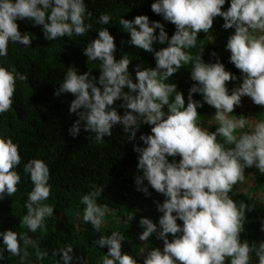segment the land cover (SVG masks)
<instances>
[{
  "label": "clouds",
  "instance_id": "obj_1",
  "mask_svg": "<svg viewBox=\"0 0 264 264\" xmlns=\"http://www.w3.org/2000/svg\"><path fill=\"white\" fill-rule=\"evenodd\" d=\"M151 9L175 25L171 37L164 23L150 20L147 14L133 19L121 16L119 24L130 33L127 43L153 55L155 67L141 61L133 65V77L129 69L132 59L127 54L116 58L115 37L108 27H101L83 48L87 60L100 61L99 78L91 70L78 72L70 66L55 92L74 96L69 112L77 119L68 129L73 137L83 127L94 134L96 142L103 143L113 127L120 125L127 139L134 141L143 124L151 126L150 132L139 136L143 146L133 144L140 170L135 186L146 196H151V187L164 199L154 201L161 213L158 222L140 217L138 237L147 242L155 234L163 245L141 248L134 255L124 250V232H101L109 207L97 202L105 189L93 183L80 202L83 221L101 233L93 243L108 249L96 264H252L254 257L255 264H264V240L250 243L241 238L253 206L230 195L238 182L245 181L246 169L254 167L264 174V118L250 122L230 115L244 96L264 106V0H153ZM91 15L86 0H0V57H7L10 43L32 45V33L22 31L19 21L27 19L33 26H42L44 39L54 41L89 32L92 24L86 19ZM217 17L223 19V29H232L225 49L230 53L229 62L240 70L239 77L226 69L215 50L211 56L217 59L208 62L202 58L204 49L195 55L186 51L197 46L201 32L213 29ZM111 19L109 12H102L98 23L108 25ZM157 43L167 46L157 50ZM188 64L195 83L186 102L178 85L167 81ZM27 79L15 65L0 63V114L12 109L17 81ZM234 80L240 83L230 89L228 82ZM194 93L202 99H195ZM118 100L123 114L117 109ZM204 103L216 109L214 131L199 121L198 108ZM20 164L18 143L11 136L0 135V200L18 191ZM23 172L33 185L20 220L28 231L0 230V262L8 253L19 257L21 264H43L49 253L29 232H47V218L54 215L55 205L47 202L52 192L50 168L34 157L23 164ZM127 219L132 222L136 213H129ZM29 248L35 261L30 259ZM52 257L53 264H87L83 256L75 255L71 243L53 250Z\"/></svg>",
  "mask_w": 264,
  "mask_h": 264
},
{
  "label": "trees",
  "instance_id": "obj_2",
  "mask_svg": "<svg viewBox=\"0 0 264 264\" xmlns=\"http://www.w3.org/2000/svg\"><path fill=\"white\" fill-rule=\"evenodd\" d=\"M153 0H86L87 9L92 13L86 22L92 24V28L82 36L60 37L54 41L44 39L42 26H33L25 19L19 21L22 31L32 33L33 41L30 46L10 43L7 57H0V63L5 66L15 65L18 71L26 73V81H17L14 93L13 107L8 112L0 114V135L11 136L19 145L21 164L17 171L21 174V182L18 191L12 196H6L0 200V230L9 228L17 232L28 231L22 228L20 220L26 213L25 200L33 185L27 174L23 172V164L31 158L43 159L50 168V180L52 192L48 203L54 204V215L47 218L48 231L41 233L29 232V235L38 239L39 246L46 250L49 255L44 258L43 264H53L52 252L55 249L73 244L76 256H83L87 264H96V261L107 252V248H99L93 241L101 234L92 229L90 223L82 219L80 202L83 194L92 190L93 183L102 185L104 193L97 198V202L107 204L109 211L106 213V223L101 232L110 234L112 230L124 232L126 240L123 242L124 250L139 254L141 248L162 247L163 242L155 239V234L143 245L139 240L138 233L142 231L139 226L141 216H148L158 222L161 215L158 212L155 200L163 202V195L149 187L151 196H146L138 191L135 186V176L140 170L137 169L138 153L133 150V144L143 142L139 140L141 133L150 132V125L143 124L137 132L136 140L127 139L128 134L123 132L122 126L116 125L112 129V135L106 136L103 143L95 141L94 134L86 132L81 128L78 136L69 135L68 129L72 125L76 115L69 112L72 99L71 93L55 95L59 83L62 82L67 67L73 66L78 72L89 70L99 78L100 61L87 60L83 48L87 43L98 35L97 30L108 27L110 33L115 37L117 44L116 58L127 54L132 59L129 69L133 72V65L144 62L145 66H156L153 55L143 49L136 48L127 43L130 33L119 24V18L133 19L138 14H147L150 20H160L165 24L169 37L175 31V25L163 20L162 16L151 9ZM226 4L224 8H227ZM102 12L111 14V22L108 25L98 23V17ZM223 19L215 18L213 29L207 33L201 32L198 36L197 46L186 49L192 54L201 53L202 58L215 61L217 57L211 56L215 50L218 57L225 64L226 69L240 76V70L229 62L230 53L225 49L227 36L232 29H223ZM159 32V29L156 30ZM167 46L155 44L158 50ZM191 64L183 65L177 73L169 78L167 82L178 85L177 90L183 91L187 102L188 90L195 83L190 77ZM239 80L229 81V88H233ZM127 91V88H125ZM195 99H202L199 93L193 94ZM121 101H116L118 111ZM258 105L256 109H261ZM234 108L232 114L238 117ZM216 109L207 103L198 108L199 121L203 127H210L214 131L215 122H211ZM262 112L258 114L259 119ZM83 123V122H82ZM218 139H220L218 137ZM248 169H246V173ZM145 184L147 181L144 182ZM241 182L234 186L230 193L236 201L245 200L253 206L248 212V220L245 231L241 233L242 239L249 242L264 240V231L261 223L264 222V204H260L257 195L243 192L240 188ZM136 213V219L128 221L129 213ZM80 214L79 216L77 214ZM181 222V221H178ZM30 259L35 261L33 249L29 248ZM254 255V253H253ZM5 260L0 264H21L19 257L10 256L5 253ZM58 258V257H56ZM257 258H253L255 264ZM39 264V262H37ZM79 264V262H77Z\"/></svg>",
  "mask_w": 264,
  "mask_h": 264
},
{
  "label": "crops",
  "instance_id": "obj_3",
  "mask_svg": "<svg viewBox=\"0 0 264 264\" xmlns=\"http://www.w3.org/2000/svg\"><path fill=\"white\" fill-rule=\"evenodd\" d=\"M256 107H258V105H256L250 97L244 96L242 97V104L236 106L235 112L240 118H246L250 122L257 120L256 117H258L260 112H262V115L259 119L264 118V106L259 110L256 109ZM240 188L244 193H255L260 204H264V174H259L257 169L254 167L248 168L246 179L241 182Z\"/></svg>",
  "mask_w": 264,
  "mask_h": 264
},
{
  "label": "rangeland",
  "instance_id": "obj_4",
  "mask_svg": "<svg viewBox=\"0 0 264 264\" xmlns=\"http://www.w3.org/2000/svg\"><path fill=\"white\" fill-rule=\"evenodd\" d=\"M211 122H215L213 117L211 118ZM141 242H142L143 245H147L148 244V242H143V241H141Z\"/></svg>",
  "mask_w": 264,
  "mask_h": 264
}]
</instances>
